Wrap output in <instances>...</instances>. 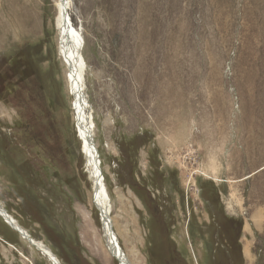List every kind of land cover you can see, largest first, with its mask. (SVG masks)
<instances>
[{"label": "rangeland", "instance_id": "1", "mask_svg": "<svg viewBox=\"0 0 264 264\" xmlns=\"http://www.w3.org/2000/svg\"><path fill=\"white\" fill-rule=\"evenodd\" d=\"M33 2L21 0L19 46L0 37V206L59 264H118L76 135L56 0ZM68 7L130 262L264 264V0ZM0 264L53 263L0 217Z\"/></svg>", "mask_w": 264, "mask_h": 264}, {"label": "bare ground", "instance_id": "2", "mask_svg": "<svg viewBox=\"0 0 264 264\" xmlns=\"http://www.w3.org/2000/svg\"><path fill=\"white\" fill-rule=\"evenodd\" d=\"M56 29L58 31V53L67 68L66 78L71 96L73 97L72 109L76 135L81 141V151L86 159V166L90 170L93 183V203L98 209L100 219L103 223L106 236L110 241V251L118 264H132L119 238L114 231V220L112 217V204L107 188L104 185V178L101 171V162L98 158L97 145L94 141V124L92 115L88 109V103L83 97V83L85 63L81 55L82 40L75 30L68 16V0H56ZM0 217L2 220L20 233L21 237L37 248L44 256L49 258L53 264L52 252L38 241L30 240L26 231L22 229L14 218L0 206ZM32 239V238H31ZM115 244V245H114ZM57 258V257H56ZM56 261V260H55ZM60 262V261H59Z\"/></svg>", "mask_w": 264, "mask_h": 264}, {"label": "crops", "instance_id": "3", "mask_svg": "<svg viewBox=\"0 0 264 264\" xmlns=\"http://www.w3.org/2000/svg\"><path fill=\"white\" fill-rule=\"evenodd\" d=\"M2 1H3V4H2ZM24 1H25L24 5H31L32 3H34L33 0H24ZM0 5H2V8H3L2 11L0 9V37H2L3 41L6 44H10L13 47H15L16 44H18L19 46V44L21 43L22 37L18 36L19 33L18 35L16 34L14 30L15 29L14 25L18 26V24H14V23L16 22V20L17 22H19L20 20L21 7H22L21 0H0ZM10 10L12 12H8ZM4 12H6L7 14H5ZM11 228L14 229L13 227Z\"/></svg>", "mask_w": 264, "mask_h": 264}, {"label": "water", "instance_id": "4", "mask_svg": "<svg viewBox=\"0 0 264 264\" xmlns=\"http://www.w3.org/2000/svg\"><path fill=\"white\" fill-rule=\"evenodd\" d=\"M114 245H115V244H114ZM54 259H55V258H54ZM55 260H56V259H55ZM55 260L52 259L53 262H56L57 264H59V263L57 262V260H56V261H55Z\"/></svg>", "mask_w": 264, "mask_h": 264}]
</instances>
